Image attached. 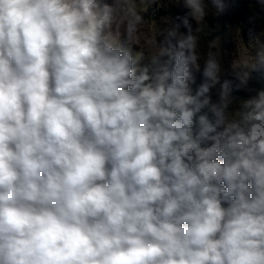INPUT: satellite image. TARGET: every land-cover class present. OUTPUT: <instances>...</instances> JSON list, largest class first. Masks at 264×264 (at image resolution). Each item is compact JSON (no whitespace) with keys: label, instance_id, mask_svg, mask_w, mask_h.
I'll return each instance as SVG.
<instances>
[{"label":"clouds","instance_id":"clouds-1","mask_svg":"<svg viewBox=\"0 0 264 264\" xmlns=\"http://www.w3.org/2000/svg\"><path fill=\"white\" fill-rule=\"evenodd\" d=\"M125 3L0 0V264H264V90L232 108L209 51L193 94L207 0L146 64Z\"/></svg>","mask_w":264,"mask_h":264},{"label":"trees","instance_id":"trees-1","mask_svg":"<svg viewBox=\"0 0 264 264\" xmlns=\"http://www.w3.org/2000/svg\"><path fill=\"white\" fill-rule=\"evenodd\" d=\"M207 3L209 11L203 21L197 22L190 19L193 35L197 37V53L200 57L201 71L192 69L195 82L190 81L189 85L194 94L203 82V62L207 58L208 52L212 51L217 55L221 64V83L228 81L230 84L234 98L232 108H238L240 101L249 99L260 90H264V69L251 70V65H249L250 78L247 84H241L238 80L239 69L234 71V65H243L238 61L240 38L245 36L249 30L255 34L264 30V7L258 3V0H223L224 9L219 11L211 3V0H207ZM157 12H155V19L158 20L159 39L161 46H166L164 45L165 29L169 26V21L177 16L184 17L188 10L184 7L183 0H163ZM166 18L168 21H165ZM177 22L181 23L180 31L186 33L187 29L183 26L182 21ZM151 57H146L142 64L149 63ZM163 59H167V57ZM219 87L217 85L210 90L209 95L213 102L218 100ZM200 114H203V111ZM208 115L210 120L213 119L211 113ZM193 130H196L195 124Z\"/></svg>","mask_w":264,"mask_h":264},{"label":"rangeland","instance_id":"rangeland-1","mask_svg":"<svg viewBox=\"0 0 264 264\" xmlns=\"http://www.w3.org/2000/svg\"><path fill=\"white\" fill-rule=\"evenodd\" d=\"M162 1L126 0L114 29L115 38L126 43L134 56H141V63L146 57L159 53L163 47L158 34V20L155 19V12L161 7ZM261 45H264V30L256 34L252 30L247 31L239 40L238 61L252 65Z\"/></svg>","mask_w":264,"mask_h":264}]
</instances>
